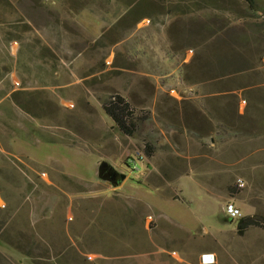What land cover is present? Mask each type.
Returning <instances> with one entry per match:
<instances>
[{
  "label": "rangeland",
  "instance_id": "374dc122",
  "mask_svg": "<svg viewBox=\"0 0 264 264\" xmlns=\"http://www.w3.org/2000/svg\"><path fill=\"white\" fill-rule=\"evenodd\" d=\"M247 11L0 0V264H264V221L239 235L228 214L264 217V13ZM227 32L257 38L234 49L246 91L199 73L231 53ZM116 97L132 134L105 110Z\"/></svg>",
  "mask_w": 264,
  "mask_h": 264
},
{
  "label": "trees",
  "instance_id": "16d2710c",
  "mask_svg": "<svg viewBox=\"0 0 264 264\" xmlns=\"http://www.w3.org/2000/svg\"><path fill=\"white\" fill-rule=\"evenodd\" d=\"M245 3L248 6V11L245 14V18H250L253 16H250V12L257 13L262 11L264 13V8L258 1L256 0H244ZM244 17V16H243ZM253 37L248 36V34H232V33H226L221 37L215 38L217 39L215 41L216 45L220 44L221 47H224V44L230 45L229 55L225 56L223 60H221L220 55L216 60H214L212 63L208 62L206 58H203V62L200 65L199 69L201 72L200 75L206 77V80L211 81H223L225 79H230L234 77V81H239L241 79V85L238 86L235 91L238 90H244L251 88V85H248L249 79L254 77L253 74H251L253 71H251L250 66V60L248 57V54H243L242 52H238L237 48H247L249 45L252 44V41L250 39H253ZM257 38L255 37L254 40ZM221 41H223L224 44H221ZM234 46V47H233ZM250 47V46H249ZM219 49H216V52L219 53ZM247 53V52H246ZM214 70V71H212ZM228 82H232V80H229ZM223 83V82H222ZM230 92V91H223V93ZM233 92V91H232ZM230 92V93H232ZM105 110L107 114L114 120V122L122 129H125L129 134H132L134 131V124L131 123L128 125V120L131 119V112H130V105L126 102L125 99L121 97H116L113 101H110L106 106ZM218 116L221 117V120L224 122L232 121L234 122L228 113L219 114ZM243 117H246L245 115ZM231 119V120H230ZM129 167H134L136 165V161L131 160L127 162L126 164ZM100 178L103 180L112 181L113 184L119 185L122 181L121 175H119L112 167L106 165L105 167H102L100 169ZM264 221V217L262 216H245L243 218H240L237 222V228L239 235H243L248 229L251 227H259L262 225V222Z\"/></svg>",
  "mask_w": 264,
  "mask_h": 264
},
{
  "label": "built area",
  "instance_id": "2783aa9c",
  "mask_svg": "<svg viewBox=\"0 0 264 264\" xmlns=\"http://www.w3.org/2000/svg\"><path fill=\"white\" fill-rule=\"evenodd\" d=\"M228 214L233 219H239L242 217L240 210L233 206H230V208L228 209ZM215 262H216V258L214 254L202 255V258H201L202 264H215Z\"/></svg>",
  "mask_w": 264,
  "mask_h": 264
},
{
  "label": "water",
  "instance_id": "95a60500",
  "mask_svg": "<svg viewBox=\"0 0 264 264\" xmlns=\"http://www.w3.org/2000/svg\"><path fill=\"white\" fill-rule=\"evenodd\" d=\"M106 166V164H104V166L103 167H105ZM125 178V176H123V179Z\"/></svg>",
  "mask_w": 264,
  "mask_h": 264
}]
</instances>
